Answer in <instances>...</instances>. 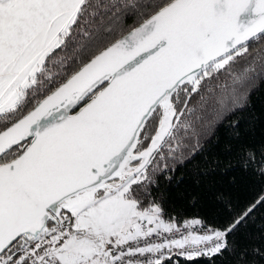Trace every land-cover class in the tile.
Returning a JSON list of instances; mask_svg holds the SVG:
<instances>
[{"label":"snow or ice","instance_id":"obj_1","mask_svg":"<svg viewBox=\"0 0 264 264\" xmlns=\"http://www.w3.org/2000/svg\"><path fill=\"white\" fill-rule=\"evenodd\" d=\"M257 68L264 0H0V264H264V195L216 225L159 191Z\"/></svg>","mask_w":264,"mask_h":264},{"label":"trees","instance_id":"obj_2","mask_svg":"<svg viewBox=\"0 0 264 264\" xmlns=\"http://www.w3.org/2000/svg\"><path fill=\"white\" fill-rule=\"evenodd\" d=\"M242 67L243 62L235 70ZM257 73L245 106L225 113L206 127L195 154L183 163L172 165L175 171L170 181L160 178L159 191L164 193V208L168 214H175L180 219L200 217L209 223L222 225L227 214L218 200L221 194L229 198L237 209L264 195V181L251 171H245L240 166L238 155L243 146L258 148L264 145V73H260L259 68ZM189 107L198 108L195 96ZM236 132L238 137L234 134ZM228 146H231V151ZM260 214L257 213L258 218ZM247 231L255 234L258 229L250 225ZM240 240L247 242L243 234ZM252 242L259 244L261 240ZM191 264L210 262L201 258ZM216 264H232V258H217Z\"/></svg>","mask_w":264,"mask_h":264}]
</instances>
